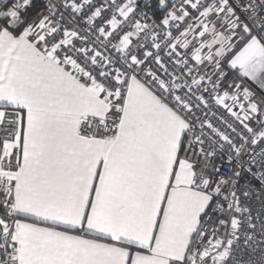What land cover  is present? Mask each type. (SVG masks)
Masks as SVG:
<instances>
[{
    "label": "snow or ice",
    "instance_id": "6c2138e0",
    "mask_svg": "<svg viewBox=\"0 0 264 264\" xmlns=\"http://www.w3.org/2000/svg\"><path fill=\"white\" fill-rule=\"evenodd\" d=\"M0 264H264V0H0Z\"/></svg>",
    "mask_w": 264,
    "mask_h": 264
}]
</instances>
